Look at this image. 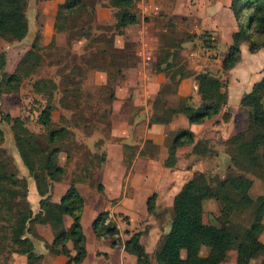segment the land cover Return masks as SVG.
I'll list each match as a JSON object with an SVG mask.
<instances>
[{
  "label": "rangeland",
  "instance_id": "obj_1",
  "mask_svg": "<svg viewBox=\"0 0 264 264\" xmlns=\"http://www.w3.org/2000/svg\"><path fill=\"white\" fill-rule=\"evenodd\" d=\"M212 1L220 6L224 0H135L132 9L137 15V21L122 27L117 32L112 15L113 9L107 0H82V5L80 4L74 14H68L59 8L58 4L63 0H25L26 34L19 40L0 38V51L5 55L4 68L8 72L14 69L18 59L30 48L36 34L38 38L34 50L36 57L37 52L40 55L39 63H36L27 75L22 76L17 90L0 92V115L7 112L10 115L20 116L28 129L39 134L38 139L41 143V140L45 139L46 129L37 122L36 118L48 101L52 108L44 117L45 120L50 121V127L63 126L68 131L58 140L61 150L56 154V161L64 166V173L58 182H54L50 199L58 200L68 186L69 180L80 178L81 181L75 182V185L83 197L80 210L81 225L90 222L101 205L104 206L101 209H108L110 213L108 220L118 229L120 241L114 245H121L123 249V240L130 232L140 231L139 240L144 246L150 264H157L154 252L169 227L172 196L192 172L202 171L214 189L220 188L221 179L225 175L239 172L230 161V145L225 142L231 134L245 127L247 110L239 102L242 93L239 96L237 94L238 89L241 90L245 85L238 82L242 81L241 73H244L248 66L254 70L250 79H246V82L251 81V85L264 73V48L253 51L255 53L253 54L244 42L239 45V59L233 65L234 76L228 74L233 66L228 70L221 68L220 60L230 43L229 30L236 29V21L228 13L225 15L222 10L212 12V8H208ZM142 2L145 3L144 7L140 4ZM97 13L102 14L103 17H96ZM80 25L88 31L86 36L79 35ZM208 37H210L209 45H206L205 41ZM253 57L255 61L249 63ZM165 58L167 60L159 63L160 66L157 67L158 61ZM258 58L259 61L262 59L260 63L256 61ZM170 59L171 67L165 68L166 61ZM32 61L33 58L28 64ZM27 68L26 65L25 69ZM180 68L185 76L178 78ZM199 71H207L218 76L226 90L225 103L210 118L214 125L208 128L206 124H199L197 128L199 134L202 130L203 133L211 132L212 136L205 133V136L201 137L206 140L208 150L203 154L192 153L191 145L184 144L181 148L190 149L184 148L180 155L175 157L173 165L164 166L161 160L163 155L161 147L159 149L156 143L151 142L152 138L146 137V134L163 136L167 147L178 128L163 134L160 128H156L157 123L164 124L168 128L167 124L172 114L167 121H161L160 118L167 113L163 114L162 109L154 107L153 102L160 100L165 106H173L180 98L186 97L193 105L197 104L196 81L192 75ZM43 77H50L56 83L50 97L32 89V82ZM182 78H191L195 81V87L189 91V95L179 96L175 93L176 84L183 80ZM228 93L230 99L227 102ZM131 99L137 103L131 105ZM149 105L151 109L148 108ZM137 106L139 108H136ZM127 111L133 114L143 111L140 122L134 123V126H138L142 131L140 140L144 141L137 156H148L153 159L146 162L148 165L145 169H134L126 181L124 176L127 175L128 164L138 144H126V136L115 138L125 143L121 145L122 161L125 164L121 168L122 182L126 184V191L128 184L136 185L140 192L151 188L148 194L156 188L155 206L152 212L146 211L142 197L137 198L135 205L130 209L125 208L131 219L130 222L123 212H114L113 206L118 197L108 199L109 205L103 198L100 207L89 208L95 194H99L100 191L98 185L103 162L107 159L106 164L111 168L118 163V158L114 154L117 148L109 144V156L105 159L107 147L101 145V142L112 141L109 140L113 139L111 128L116 127L122 129L119 130L120 132H124L127 123H132V114L129 118L125 117ZM223 111L229 112L227 120L222 119ZM225 121L228 122L221 123ZM218 124L220 127L216 126ZM151 126L153 130L158 129V131L147 132ZM214 127L220 135L213 132ZM0 129L2 131L0 156L11 157L17 175L25 177L30 183L29 196L33 193L35 197L34 182L13 144L10 122L0 120ZM249 134L250 132H247L246 137ZM154 155L158 160L154 159ZM139 163L140 161L136 163L137 166ZM246 175L252 181L248 193L252 197L264 193V178L251 173ZM115 178L117 181V174L108 176L112 183L115 182ZM31 207L35 208L36 202H32ZM89 211L95 213L91 215ZM217 212V202L212 198L205 199L203 221L217 224L214 217ZM251 217V208L248 207L243 211L233 212L231 220L246 226ZM261 221L263 228L258 238L264 242V213ZM37 226L42 236L39 240L49 242L52 237V231L47 224L35 223L32 232L28 234L33 238L35 252H37ZM85 233L87 258L93 250L92 244L105 251L106 240L93 238L90 226L85 229ZM205 251L206 248L203 247L200 253L203 254ZM5 252L2 251L0 254V264L25 263L24 254ZM127 257L134 259L133 255ZM101 258V264H104L105 261L110 260V255L101 254ZM38 260L33 264H38ZM262 260L264 254H258L253 258L245 259L242 263H237L234 249H229L225 251L218 264H259ZM121 264L130 263L122 261Z\"/></svg>",
  "mask_w": 264,
  "mask_h": 264
},
{
  "label": "trees",
  "instance_id": "obj_2",
  "mask_svg": "<svg viewBox=\"0 0 264 264\" xmlns=\"http://www.w3.org/2000/svg\"><path fill=\"white\" fill-rule=\"evenodd\" d=\"M134 1L107 0L113 9L117 32L137 21V15L132 9ZM80 4L82 0H63L58 6L68 14H74ZM25 7V0H0V38L19 40L26 34ZM228 8L236 21V29L230 32V43L220 60L223 70H228L238 61L240 43H246L251 52L264 48V0H229ZM87 34L88 31L80 25L79 35ZM37 38L36 34L30 48L22 54L10 72L4 68L5 55L0 51V92L17 90L22 76L39 63L40 55L37 52L36 57L34 50ZM209 40L210 37L206 39V45H209ZM32 58L33 61L28 64ZM165 60L160 59L156 66ZM171 65L170 59L164 67L169 68ZM183 76L185 73L180 68L178 78ZM192 76L196 81L197 104L193 105L186 97H179L173 106H165L163 101L155 100L154 107L168 114L163 115L161 121H167L173 113L182 112L188 122H200L216 114L223 106L226 90L218 76L207 71H199ZM31 86L37 93L50 97L56 83L50 77H43L35 79ZM239 102L247 110L245 127L231 134L225 141L230 145V161L239 172L225 175L219 189H214L200 170L193 171L180 185L172 196L168 230L162 235L154 252L157 264H218L229 249H234L237 263L264 254V242L258 238L263 228L261 218L264 213V193L252 197L248 193L252 181L246 175L251 173L264 178V73L252 83L248 91L241 94ZM51 108V103L47 101L36 118L46 129L45 139L41 143L39 134L28 129L20 116L7 112L0 115V120L10 122L13 144L38 194L36 210L32 211L26 198L27 179L17 175L10 156H0V254L2 251L24 254V264H33L41 256L35 252L32 239L28 236L35 223L50 227L52 239L46 247L51 253L65 255L67 258L64 264L79 263L86 254L80 224L83 197L75 185L77 177L69 180L58 200L50 199L52 183L59 181L64 173V166L56 161V154L61 150L58 140L68 132L63 126H49L50 121L44 117ZM228 117L229 112L223 111L222 119L227 120ZM247 132H250L248 137ZM184 144L191 145L192 153L203 154L208 150L205 139H195L191 130L178 128L167 144V153L162 161L164 166L173 165L176 148ZM155 198V192L145 198V208L149 213L154 209ZM209 198L218 204V212L214 216L217 224L203 221V200ZM248 207L252 213L248 225L232 222L233 212ZM107 214V209L99 210L91 220V229L96 237H107L111 245H114L120 241L118 229L107 220ZM63 215L70 217L66 227L62 226ZM139 236L138 230L130 232L123 240V249L135 256L137 264H150ZM67 242L71 243L70 247ZM202 246L206 247L204 254L200 253ZM259 264H264V260Z\"/></svg>",
  "mask_w": 264,
  "mask_h": 264
},
{
  "label": "crops",
  "instance_id": "obj_3",
  "mask_svg": "<svg viewBox=\"0 0 264 264\" xmlns=\"http://www.w3.org/2000/svg\"><path fill=\"white\" fill-rule=\"evenodd\" d=\"M228 3H229V0H224L223 3H221L220 6H218L216 2L212 1L208 8H212L211 9L212 12L222 10V12L225 15L228 13L229 15L232 16L231 11L228 8ZM140 4H141V6H143L145 3L142 2ZM95 16L96 17H99V16L103 17L102 14H100V13L95 14ZM111 18H112V16H111ZM232 30H234V29L230 28L229 32H231ZM253 54H255V53H253ZM251 61H255L254 57L250 59L249 63H251ZM256 61L258 62L259 58L256 59ZM261 61H262V59H260L259 63ZM251 66H252V64H251ZM233 71H234V66L229 70L228 74H230V76H234V75H232ZM253 71L254 70H251L249 68V66H248L247 69H245V71H243L244 73H241L242 74V76H241L242 77V81L238 82V84L239 83L244 84L245 87H243L241 90L238 89V93H237L238 96L241 93H243L245 91H248L250 89L251 81L250 82H246V79L247 78L250 79V75H251V73H253ZM162 78L164 79V77H162ZM182 79L183 80H181L179 83L177 82L176 87H175V93L177 95H179V96L189 95L190 94L189 91H191V89H194V87H195V85H194L195 81L192 80L191 78H182ZM229 99H230V96H229V93H228L227 102H228ZM196 100H197V96H196ZM136 103H137L136 101H132V99H131V105L136 104ZM136 108H139V106H137ZM140 108H142V107H140ZM148 108H150V105L148 106ZM138 112L137 113L134 112L135 114L129 113V111L126 112V114H125L126 118H129V116H131V114L133 116H132V123H127L128 126L124 129V132H120L119 130H122V129H117L116 127H113V128L110 129V131L113 133V134H111V137L115 141H113V139H109V140H112V141H105L104 143L101 142V145L104 144V146L107 147L106 150L104 149L105 150V159L107 158V156H109V154H108V151L110 150V149H108L109 144H113L117 148V150L115 151L114 154L118 158V163L111 168L109 165L106 164L107 159L103 162L102 167H101L102 174L100 173V181H99L100 185H101L100 191H99V194H97V193L95 194V198L93 199V202L91 203V205H89V208H91V209L92 208H96V207H100L99 204L100 203L102 204L103 198H105V200H104V201H106L105 203H108V202L110 203L109 200L111 198L118 197L117 201L115 202V204L113 206L115 208L114 212H123V214L128 216L129 222H130L131 219L129 218V214L126 213V209L125 208H129L130 209L131 207H133L135 205V202H136L137 198H141V197H142V199L144 201V204H145V198L149 195L148 192L150 191L151 188L143 189L140 192L136 185L128 184V190L126 191V184H125V182L124 183L122 182V172H121V170H122L121 168H122V166L124 164V162L122 161L123 155H122V149H121V147H122L121 145H122L123 141L122 140L119 141L118 139H115V138L126 136V139H127L126 140L127 141L126 144H128V145L138 144V146H137V148L135 150L136 152L134 153V155L132 156V159H130V163L128 164L129 165V167H128L129 169H128L127 175L124 176L125 180L127 181L128 180V176H130V173L134 169H141V168L145 169L146 166L148 165V163H146V162H148L151 159H153V157H148V156H137V152L140 151V149L142 148V144L144 142V141L140 140V137L142 135V133H141L142 131L140 130V128L138 126H134V123L140 122V120H139L140 119V115H141V113L143 111H141L139 113ZM210 118H212V117L205 118L201 122H188L187 119H186V116L184 114H181L180 112H176V113L172 114L171 120L167 124L168 128L166 126H164V124H160V123L156 124V126H158L156 128H160L161 131H162V134H163V132H167L169 130L171 131V130H174V129L180 128V127L187 128V129L192 131V133L194 135V138L198 139V138L204 137L205 133H208V135L212 136L210 131H207V132L203 133L202 132L203 130H202V131H200L201 132L200 134L197 132V128H198L199 124H206L208 128H210V127H212L214 125V124L212 125V122H211ZM226 122H228V121L221 122V123H226ZM216 126L220 127V124H218ZM135 129H136V132H134ZM149 130L151 132L158 131V129L153 130L152 126H151V128L147 129V132H149ZM213 132L215 134H219L220 135V132L218 133V130L215 127H214V131ZM146 137L148 139H149V137L152 138L151 142L156 143L157 147H159V149L161 147V150L163 151V155L161 156L162 157L161 160L163 161V159H164V157L166 156V153H167L166 147H165V144H164V141H163L164 137L160 136V135L153 134V133L146 134ZM119 139H121V138H119ZM123 144H125V143H123ZM184 148H187L186 150H189L191 147L189 149H188V147H184ZM184 148H181V146L176 148L175 154H176L177 157L180 155L179 153L182 152V150H184ZM118 153H119V156H118ZM154 156H155L154 159L158 160L156 158V155H154ZM158 157H159V155H158ZM139 161H140V163L137 166L136 163L139 162ZM111 174H117V176H118L117 181H116V178H115V180H114L115 182L114 183H112L111 180L108 179V176L111 175ZM76 179H75V182L81 181V180H79L80 178L79 179L76 178ZM101 179H102V181H101ZM131 181H133V180H131ZM55 182H58V181H55ZM53 186H54V182L52 183V188H53ZM52 188H51V190H52ZM153 189L154 190H152L151 192H156V188H153ZM29 190H30V183L28 181L26 198H27V200L29 202V205H30V208L32 209V211H35L36 207H37L38 194L36 193V196L34 197L33 193H31V196H29ZM32 202H34V203L36 202V207L35 208L31 207L32 206ZM203 202H204V200H203ZM109 203H108V205H109ZM103 207L104 206L101 205V207L98 209V211L101 210V208H103ZM89 212H91V211H89ZM93 214L91 212V215H93ZM65 216H67L68 219ZM93 217L94 216H92L91 220L93 219ZM80 220H81V218H80ZM91 220H90V222H86L84 225L83 224L81 225V228H82V231H83V234H84V238H85L86 254H85L84 258L81 260V262L76 263V264H101V262H102L101 254L110 255V260H108V262L105 261L104 264H111L112 262H114V264H121L122 261L130 263V264L136 263L135 256L133 255L134 259L131 258V257H127V255H132V254H130V253L126 252L125 250H123L121 245L120 246L111 245V243H110V241H109V239L107 237H96L94 235L92 229H91ZM69 222H70V217L68 215H63L62 216V226L63 227L68 226ZM88 226H90V229H91V232H92L91 236L93 238H97L96 240H106L107 243H106L105 251H102L99 248L94 247L93 244H92V249L93 250L91 252V255H89V257L87 258L88 251H87V242H86L85 229H87ZM28 236L30 237V235H28ZM41 237L42 236H40V233H39V230H38V226H37V253L41 254V256H40V258L38 260V264H64L65 260L67 258L65 255H63L61 253H59V254L51 253L46 247V244L50 243L52 237L50 238L49 242H45V241L39 240V239H41ZM31 239H33V238H31ZM67 245L70 247L71 243L67 242ZM203 247L204 246H202L201 248H203ZM98 251H99V253L97 254ZM72 252H73V250L71 249V253ZM100 259H101V261H100Z\"/></svg>",
  "mask_w": 264,
  "mask_h": 264
},
{
  "label": "built area",
  "instance_id": "obj_4",
  "mask_svg": "<svg viewBox=\"0 0 264 264\" xmlns=\"http://www.w3.org/2000/svg\"><path fill=\"white\" fill-rule=\"evenodd\" d=\"M109 213V212H108ZM110 214V213H109ZM107 220H108V214H107Z\"/></svg>",
  "mask_w": 264,
  "mask_h": 264
}]
</instances>
